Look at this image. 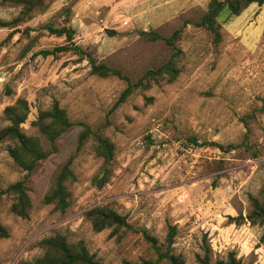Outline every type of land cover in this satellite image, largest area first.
<instances>
[{
    "label": "rangeland",
    "instance_id": "rangeland-1",
    "mask_svg": "<svg viewBox=\"0 0 264 264\" xmlns=\"http://www.w3.org/2000/svg\"><path fill=\"white\" fill-rule=\"evenodd\" d=\"M209 1L53 0L26 22L0 27V42L12 33L0 49V127L9 124L5 108L19 98L31 106L23 129L47 148L32 124L40 110L59 100L74 122L31 172L10 155V141L0 143V221L10 232L0 239V264L35 259L42 254L39 241L56 232L83 240L100 264L155 260L143 230L162 243L170 225L177 226L174 248L187 264H198L196 255L207 242L213 259L234 250L247 264H264V225L229 221L230 215L248 214L250 194L258 195L264 185V3L223 17L216 44L211 32L193 23ZM21 9L0 0V18L11 20ZM48 24L74 28L76 44L133 80L174 51L140 31L170 35L185 26L182 72L176 81L138 91L117 106L126 80L91 73L89 61L73 51L44 54L67 43ZM84 123L102 129L116 146L113 175L103 187L94 182L103 159L92 137L80 144ZM211 141L224 147L204 144ZM254 148L258 156H252ZM71 158L76 180L63 211L44 197ZM23 178L33 200L28 217L14 214L2 193ZM99 205L126 215L134 229L95 230L86 213Z\"/></svg>",
    "mask_w": 264,
    "mask_h": 264
},
{
    "label": "trees",
    "instance_id": "trees-1",
    "mask_svg": "<svg viewBox=\"0 0 264 264\" xmlns=\"http://www.w3.org/2000/svg\"><path fill=\"white\" fill-rule=\"evenodd\" d=\"M53 0H1L3 4L21 6L22 9L18 16L11 20L0 18V27H13L31 19L35 15L44 12ZM263 4L264 0H210L208 6L193 21L194 25L206 29L213 34L216 44H219L223 37L221 19L225 17L229 20L241 14L250 4ZM65 10L70 11L67 7ZM51 33L59 36L65 35L67 43L57 46L54 49L43 50V53L56 54L58 52H69L80 56V59H87L91 65V73L102 77L117 76L126 80L127 86L122 91L116 105L127 101L138 91L149 90L156 84L162 82L172 83L178 79L182 72L181 62L184 57V51L179 46V41L185 35V26L175 29L170 35H165L156 29L141 30L140 34L147 40L164 41L166 45L174 51L170 58L157 68L148 69L137 80L131 79L130 76L115 66L105 62H99L85 48L76 44L74 39L75 30L70 26L55 27L48 24ZM12 33L8 36L11 37ZM6 39V40H7ZM4 40V41H6ZM0 42V49L4 45ZM10 91V90H9ZM30 104L27 99L19 98L14 104L5 108V116L9 124L0 127V143L10 141V155L15 162L28 172L36 168L39 163L46 159L52 150L56 148V140L73 125V121L68 111L63 107L59 100L45 109L40 110L38 116L32 121V124L40 130L49 142V148L45 146L38 135L28 134L24 129V124L30 117ZM83 130L80 134V144L92 137L93 147L96 153L103 159L101 170L96 174L94 182L98 187H103L109 182L113 175L114 165L116 162L115 143L104 134L102 129L94 130L90 125L83 124ZM193 143H199L196 138L189 139ZM213 144L223 148V144L216 141L204 142V144ZM203 144V145H204ZM260 150L254 148L252 156H258ZM76 180V173L72 166V158L69 159L57 175L54 183L49 188L44 197L46 203H54L60 210L65 211L70 206L71 189L70 186ZM11 200V210L14 214L21 217H28L33 208V200L29 194V186L25 178L19 179L2 190ZM251 209L247 215L242 212L237 215L229 216V221L238 225L245 222L252 224L264 225V185L258 195L250 194ZM97 231L113 227L115 232L120 229L133 230L132 224L128 221L126 215L110 206L99 205L89 209L86 213ZM177 226L170 225L165 240H160L143 230L145 238L154 248L157 258L155 260L143 258L140 262L125 260L124 264H187L182 253H177L174 248V242L177 236ZM10 232L8 228L0 221V239L8 237ZM264 240V235H263ZM42 248V254L35 259L26 260L20 264H100L95 255L90 251L88 245L83 241H73L68 235L62 232H56L48 235L39 241ZM198 264H247L243 258L238 257L236 251L231 250L225 258L213 259L212 247L206 243L204 253H197Z\"/></svg>",
    "mask_w": 264,
    "mask_h": 264
}]
</instances>
